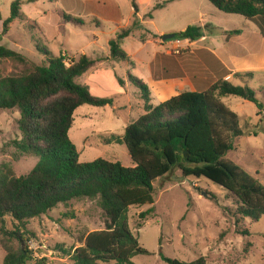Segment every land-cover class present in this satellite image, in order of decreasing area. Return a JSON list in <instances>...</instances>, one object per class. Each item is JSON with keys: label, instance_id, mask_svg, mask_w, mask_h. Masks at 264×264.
Instances as JSON below:
<instances>
[{"label": "rangeland", "instance_id": "rangeland-1", "mask_svg": "<svg viewBox=\"0 0 264 264\" xmlns=\"http://www.w3.org/2000/svg\"><path fill=\"white\" fill-rule=\"evenodd\" d=\"M14 1L0 0V45L21 52L38 64L46 59L38 46L46 48L51 57L65 55L67 63L83 54L97 59L77 81L87 84L95 95L114 98L113 105L85 104L75 111L70 138L82 162L103 157L126 166L133 164L125 144L108 142L113 134L123 136L126 126L145 112L140 89L129 80V73L149 85L153 102L159 104L161 101L150 84L152 71L162 74L155 54L171 51L188 57L182 39L163 41L159 35L162 32L164 35L190 25L200 26L204 19L209 22L204 30L214 29L223 48L241 53L250 50L241 64L252 66L255 77L234 78L233 82L254 88L262 107L239 96L221 97L237 112L244 129L243 135L233 139L234 148L226 158L241 165L264 185V36L255 22L224 13L209 0H174L163 7L157 4L165 0H136L137 16L132 0H20L23 15L4 33L3 22L10 16ZM66 15L80 18L83 24L65 19ZM135 20L141 25H135ZM128 27L132 32L123 40L122 47L130 55V61L103 60L110 54L109 39ZM224 29H239L241 34H230L232 42L228 43ZM155 33L159 40L152 37ZM29 68L30 63L0 59V76L19 74ZM112 75L126 81L123 94L118 93L119 85ZM19 118L20 111L16 108L0 110V164H10L17 176L27 174L39 159L36 155L15 157L16 149L9 143L21 137ZM154 198L153 204L129 208L130 229L149 251L133 258L137 264H170L163 257L191 261L200 256L209 264H264V215L258 221L241 218L237 222L238 204L222 186L205 177H183L175 169L154 182ZM147 211L148 215L141 217ZM14 226L12 218L7 217L5 227L14 229ZM27 226L36 234L30 241L35 259L29 264H37L41 259L46 264H74L62 249L78 247L88 233L104 229V215L97 200L77 198L29 219ZM245 230L249 232L246 234ZM1 238L0 231V264H3L7 252Z\"/></svg>", "mask_w": 264, "mask_h": 264}, {"label": "trees", "instance_id": "trees-1", "mask_svg": "<svg viewBox=\"0 0 264 264\" xmlns=\"http://www.w3.org/2000/svg\"><path fill=\"white\" fill-rule=\"evenodd\" d=\"M165 0L158 3L163 7ZM218 10L237 14L255 22L264 35V0H209ZM135 15L139 4L132 0ZM21 1L12 3L11 14L3 22V32L22 17ZM65 19L83 24L80 18ZM34 24H38L34 21ZM141 25L135 20V25ZM132 28H121L109 39L110 54L103 58L130 61L122 42ZM241 34V30L228 31ZM204 35V27L190 25L176 32L174 39L197 40ZM156 35H154L155 37ZM46 55L42 64L8 46L0 45V59L30 63L25 72L0 76V110L18 109L21 137L9 144L16 149L15 157H39L27 173L17 176L8 163L0 164V231L6 250L3 264H29L35 259L30 241L36 234L28 220L47 213L59 203L77 198L98 201L103 210L104 229L88 233L80 246L62 249L74 264H137L133 258L149 254L129 226V208L133 205L153 204L154 182L173 170L183 177H205L228 191L238 207L237 222L241 218L258 221L264 215V185L241 165L226 158L234 148L233 139L244 134L238 114L222 96H239L257 103L259 98L249 85H236L233 80L220 78L202 91H184L159 104L153 102L150 87L139 77L129 73V80L140 89L144 113L125 128L123 136L113 134L109 143L125 144L132 165L103 157L80 161L77 146L70 138L74 113L82 105L107 106L114 104L110 96H98L77 78L96 63L86 54L72 63L65 55ZM99 58L98 60H101ZM133 63V62H132ZM123 87L125 80L115 76ZM254 71H238L234 78L253 79ZM147 212L141 213L146 217ZM11 217L14 229L5 227ZM245 230L244 233H248ZM170 264H209L204 256L191 261L163 257ZM43 259L37 264H46Z\"/></svg>", "mask_w": 264, "mask_h": 264}, {"label": "crops", "instance_id": "crops-1", "mask_svg": "<svg viewBox=\"0 0 264 264\" xmlns=\"http://www.w3.org/2000/svg\"><path fill=\"white\" fill-rule=\"evenodd\" d=\"M206 24L208 25L209 22H205L204 19L200 22V26L204 28H206ZM210 25H212L213 28L214 26L216 27V25H213L211 22ZM229 30L230 29L223 30L225 34L224 37L228 43L232 42V35L227 33ZM214 32V29L207 28V30H204V35L197 40L182 39L187 46V58H183L176 53L172 54L171 51H163L161 54H155V61L158 64L160 63L162 74H157L152 71L150 84L155 95L161 102L184 91L205 90L215 80L220 78L233 80L235 72L254 70V68L248 64H241V60L246 58L245 56L248 55L250 50L245 49L244 52L241 53V50L233 51L228 47L223 48L218 43L220 37H217ZM162 33L159 34L160 37H162ZM154 35L158 34L155 33ZM154 35L152 37H154ZM154 38L157 39L156 36ZM159 38L157 40H159ZM173 40L175 39H172V41ZM158 46L163 47V45ZM167 63H169V65H167ZM94 77L95 76L92 78ZM112 78L116 85H119L117 88L118 93L123 94L124 89L118 83L116 77L112 75ZM90 90L93 93V89L90 88Z\"/></svg>", "mask_w": 264, "mask_h": 264}, {"label": "water", "instance_id": "water-1", "mask_svg": "<svg viewBox=\"0 0 264 264\" xmlns=\"http://www.w3.org/2000/svg\"><path fill=\"white\" fill-rule=\"evenodd\" d=\"M175 37H176V33H167V34L162 35L161 38L163 41H167L170 39H174Z\"/></svg>", "mask_w": 264, "mask_h": 264}, {"label": "built area", "instance_id": "built-area-1", "mask_svg": "<svg viewBox=\"0 0 264 264\" xmlns=\"http://www.w3.org/2000/svg\"><path fill=\"white\" fill-rule=\"evenodd\" d=\"M67 63V62H66ZM67 64H70V63H67Z\"/></svg>", "mask_w": 264, "mask_h": 264}]
</instances>
